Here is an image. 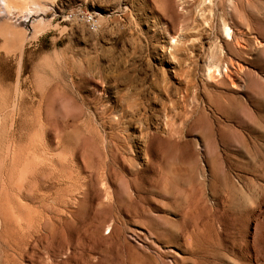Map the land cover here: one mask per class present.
I'll return each instance as SVG.
<instances>
[{"label": "rangeland", "instance_id": "rangeland-1", "mask_svg": "<svg viewBox=\"0 0 264 264\" xmlns=\"http://www.w3.org/2000/svg\"><path fill=\"white\" fill-rule=\"evenodd\" d=\"M0 264H264V0H0Z\"/></svg>", "mask_w": 264, "mask_h": 264}, {"label": "bare ground", "instance_id": "bare-ground-1", "mask_svg": "<svg viewBox=\"0 0 264 264\" xmlns=\"http://www.w3.org/2000/svg\"><path fill=\"white\" fill-rule=\"evenodd\" d=\"M225 2V1H224ZM224 5V4H223ZM237 5H238V3H237ZM225 6V5H224ZM223 19V18H222ZM230 33H228V35H229ZM231 35V34H230ZM230 39V38H229Z\"/></svg>", "mask_w": 264, "mask_h": 264}]
</instances>
